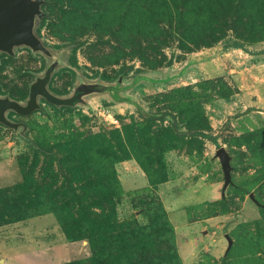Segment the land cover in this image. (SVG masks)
Segmentation results:
<instances>
[{"label": "rangeland", "instance_id": "rangeland-1", "mask_svg": "<svg viewBox=\"0 0 264 264\" xmlns=\"http://www.w3.org/2000/svg\"><path fill=\"white\" fill-rule=\"evenodd\" d=\"M40 10L41 48L0 51V100L27 107L47 78L57 102L38 95L30 115L0 120L10 180L0 183L22 180L0 192V216L45 215L0 232L32 242L0 264H183L163 198L175 208L194 193L209 200L195 215L230 214L217 264H264V0H42ZM236 42L243 49L227 48Z\"/></svg>", "mask_w": 264, "mask_h": 264}, {"label": "crops", "instance_id": "crops-1", "mask_svg": "<svg viewBox=\"0 0 264 264\" xmlns=\"http://www.w3.org/2000/svg\"><path fill=\"white\" fill-rule=\"evenodd\" d=\"M235 51H239V49H235ZM131 163V161L125 162L122 165H128V163ZM2 173V172H1ZM2 175H6L5 177H2ZM0 175V178H2L4 181H10L8 180L9 174L6 173ZM22 180H19L17 182L8 184L6 183H0V189L12 187L18 183H20ZM4 184V185H3ZM8 184V185H7ZM7 185V186H6ZM167 184L161 185L160 191H165V188ZM195 191V190H194ZM196 198L195 201L186 200L183 202H180V204L173 208L170 206V203L163 198L164 206L166 208V211L168 212L169 219L174 227L175 234L177 237V241L179 242V255L183 261V264H198L201 260L202 255H205L210 257V262L212 264H217L222 259L227 257L228 251L231 247L230 241L228 240L227 236L224 234L219 236L221 232L224 231V228L227 225L228 219L226 216H229L230 214L226 215H217V216H198L195 215L194 211H197L195 209L201 207V205L208 203V197L207 195L203 198V196L195 195ZM44 217V215L35 217V219ZM28 220V219H27ZM23 222H16V223H10L6 224L0 227V232L3 233V231H9L15 229L16 224H20ZM42 234V235H41ZM42 237H44L43 233H40ZM32 244V242H29L28 238L27 241L22 239L20 236L14 237V235H7V236H0V262L8 253H12V249H9V246H18V248H26L28 250V246ZM32 248L30 251H27V255L34 257L35 253L39 250L34 247V245H31ZM43 252V250H40ZM42 257V255H40ZM20 257V256H19ZM18 259V258H17ZM35 258H32V261H30V264H41L42 260L35 259L38 262H34ZM21 261V258L19 259ZM25 260V259H23ZM22 260L23 264H29ZM57 260L56 257H52L51 259ZM61 260V259H58ZM68 261V260H65ZM64 261V262H65ZM60 262H57L55 264H58ZM7 264V263H6ZM18 264L20 262L18 261ZM54 264V263H52Z\"/></svg>", "mask_w": 264, "mask_h": 264}, {"label": "water", "instance_id": "water-1", "mask_svg": "<svg viewBox=\"0 0 264 264\" xmlns=\"http://www.w3.org/2000/svg\"><path fill=\"white\" fill-rule=\"evenodd\" d=\"M42 0H0V51L12 53L16 45H27L34 49L41 48V43L32 31V20L34 16H41L40 7ZM48 79L35 83L31 87L30 101L27 107H22L19 103L10 100H0V120L9 124L5 118V111L15 110L18 114L27 116L38 108L37 97L43 96L49 101L57 102L53 99L45 87ZM217 156L225 175L226 189L232 183L230 156L225 148L217 150ZM232 244V240L227 236Z\"/></svg>", "mask_w": 264, "mask_h": 264}, {"label": "trees", "instance_id": "trees-1", "mask_svg": "<svg viewBox=\"0 0 264 264\" xmlns=\"http://www.w3.org/2000/svg\"><path fill=\"white\" fill-rule=\"evenodd\" d=\"M230 47H233V48H235V49H243V46H241L240 44H238L237 42L236 43H232V45H230V46H228L227 48H230ZM81 92V90L80 91H78L77 93H80ZM192 135H194V136H201V137H203V138H205V139H207V140H209V141H211L213 144H215L216 146H219V144H218V138H217V136H214V135H206V134H199V133H195V134H192ZM119 180H116V179H113V184H117L118 185V183L120 182H118ZM120 184V183H119ZM19 185H21V183H18V184H16V185H14V186H19ZM13 187V186H12ZM8 189H10V187H7V188H3V189H0V192L1 193H5ZM55 211V210H54ZM58 213V212H57ZM56 214V213H55ZM42 215H45V214H43V213H40V214H37V215H33V216H26V217H23V218H20V219H13V221H11V220H7L6 218H5V216H0V227L1 226H3V225H6V224H10V223H16V222H21V221H24V220H27V219H30V218H33V217H37V216H42ZM58 218L60 219V222H59V225L61 226V229L63 230V232L65 233V235H66V238H67V240H68V242L69 241H71L70 240V235H72V233L70 232V231H68L67 230V223H65L63 220H61V219H63L62 218V215L61 214H59L58 213ZM62 225H61V224ZM82 223V222H81ZM80 223V224H81ZM170 224V226H171V228H172V230H174V227H173V225L171 224V223H169ZM62 226H64V229H65V227H66V232H65V230L63 229V227ZM175 231V230H174ZM85 232V230H83L82 228H80L79 230H77V232L76 233H84Z\"/></svg>", "mask_w": 264, "mask_h": 264}]
</instances>
